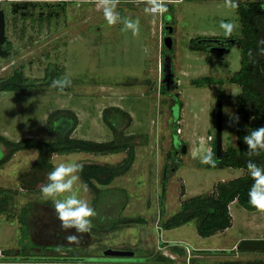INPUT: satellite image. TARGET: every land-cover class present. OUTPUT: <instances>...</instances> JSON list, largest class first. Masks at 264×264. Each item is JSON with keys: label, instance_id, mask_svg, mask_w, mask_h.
<instances>
[{"label": "rangeland", "instance_id": "1", "mask_svg": "<svg viewBox=\"0 0 264 264\" xmlns=\"http://www.w3.org/2000/svg\"><path fill=\"white\" fill-rule=\"evenodd\" d=\"M175 1L164 15L166 21L173 18L172 85L167 90L162 68L163 15L145 13L147 2L134 3V14L129 8L123 9L121 20L109 26L100 1L0 0L5 14L3 49L8 52L7 56L0 55V78L20 69L27 78L41 83L46 72L56 66L59 77L71 80L63 91L47 83L30 92H0V136L13 142L25 137L53 140L46 126L48 115L57 109H70L78 118L73 137L109 141L114 135L104 122L103 110L116 107L131 117L129 126L120 131L122 137L135 143L130 168L108 185L97 183L105 193L96 205L95 193L88 187L84 190L81 176L74 185L79 198L88 201L97 213L91 219L98 230L83 234L74 228H60L53 202L40 193L42 183L36 190L22 188L20 175L28 171L37 151L15 152L0 166V188L12 194L7 210L0 213V264L10 261L1 257H19L24 242L32 243L31 254L26 256L46 257L47 262L16 259L14 264L264 261V250H237L240 240L264 239V211H249L236 201L229 205L231 227L215 235H198L195 221L169 230L161 228L182 200L209 193L216 182L247 173L242 168L209 169L200 163L204 153L213 147L218 98L222 101V151L236 146L237 124L232 123V118L236 116L235 97L240 87L229 83L228 78L240 69L241 50L233 46L221 54L193 50L191 43L196 37L224 36L219 28L221 20L235 23L237 27L230 38L239 37L236 10L227 7L225 0ZM129 18L139 21L137 35L124 29L123 21ZM200 77H214L222 83L197 87L193 80ZM175 100L179 102L176 119ZM176 137L180 146L186 145L185 153L175 147ZM3 147L0 142V158ZM126 156V152L106 156L80 152L52 155V163L55 166L76 160L115 165ZM24 209L28 210L29 224L26 238L22 236L21 222ZM130 219L134 222L127 223ZM73 234L79 236L78 242L68 241ZM174 244L186 248V255L174 254ZM59 245H68L72 253L78 250L82 254L79 256L94 260L73 262L69 258L77 255L55 248ZM108 248L132 250L134 256L122 257L130 261L98 260ZM159 255L171 261H158ZM51 257L62 258V263L48 259Z\"/></svg>", "mask_w": 264, "mask_h": 264}, {"label": "trees", "instance_id": "2", "mask_svg": "<svg viewBox=\"0 0 264 264\" xmlns=\"http://www.w3.org/2000/svg\"><path fill=\"white\" fill-rule=\"evenodd\" d=\"M238 8L236 13L239 18L241 34L237 38H225L224 36L196 37L191 40L193 50H203L211 52L212 49L206 45L208 39L216 43L226 42L227 47L223 53H227L231 47L236 46L241 50L240 69L235 71L228 82L240 87L239 94L235 97L236 116L240 120L237 124V143L222 151L221 158L218 159L215 150V139L213 141L212 152L217 163L215 167L205 164L209 169H223L227 167L242 168L247 171L243 176L216 182L209 193H201L190 196L181 201L179 209L161 223V228L165 230L182 226L195 221L196 231L202 237H209L225 231L232 225V216L229 211L231 202L236 201L243 208L254 211L258 210L249 204L248 192L253 184V180L247 169V162L251 159L257 165L264 167V152L258 156L249 157L247 155V145L243 142L244 136L257 127L264 126V44H259L264 40V0H237ZM199 40V41H198ZM213 40H217L214 42ZM231 40H234L231 42ZM50 68L46 72L41 83L37 80L27 78L22 70H14L13 74L0 78V92H30L38 89L39 85L52 84L54 79H61L58 70ZM197 87L208 84H221L222 80L214 77H200L193 80ZM165 87V85H164ZM58 90L57 88H55ZM60 91V90H59ZM163 93L166 90L163 89ZM179 104L178 101L175 100ZM103 119L110 128L114 137L109 141H95L91 139L76 138L72 133L78 125V118L75 112L70 109H57L47 117V130L54 135L53 140H43L37 137H25L16 142L10 141L0 136V142L4 145L3 157L0 158V166L4 165L11 156L24 149H35L37 157L29 166L28 171L20 175L22 188L36 190L37 185L48 183L47 175L52 171V155H63L70 153H90L93 155L106 156L126 152V157L118 164H96L83 163L84 169L80 173L82 181L95 193V205L100 196L105 193L97 187L108 185L112 179L125 173L134 161L135 143L129 141V137H122L121 130L127 128L131 121L130 115L124 110L116 107L105 108ZM165 181V174H164ZM163 183V187H164ZM165 193L162 188L161 197ZM12 197L11 191L0 188V213L7 210V204ZM28 210L24 209L21 214L22 236H29V224L27 220ZM125 223V220H123ZM127 223L134 222V219L126 220ZM92 230H98L92 226ZM252 239L240 240L237 244L238 251H254L247 247ZM31 242H24L21 246V255L29 254ZM58 250L72 253L68 245L55 246ZM171 250L177 255H186V248L176 244L171 245ZM78 250L73 251V255H82ZM206 252L207 250H195ZM224 252L223 250H219ZM256 251V250H255ZM31 254V253H30ZM158 261H171V258L159 255ZM222 264H264V261H237L228 260Z\"/></svg>", "mask_w": 264, "mask_h": 264}, {"label": "clouds", "instance_id": "3", "mask_svg": "<svg viewBox=\"0 0 264 264\" xmlns=\"http://www.w3.org/2000/svg\"><path fill=\"white\" fill-rule=\"evenodd\" d=\"M118 0H100V7L104 19L109 26L115 25L121 20L120 14L116 11ZM148 7L144 11L147 14L163 15L168 11L166 0H147ZM225 4L230 9L238 8L237 0H225ZM124 29L131 30L133 35L139 32V21L126 19L123 21ZM237 25L231 21L221 20L219 28L223 30L225 38H230L233 35ZM259 44H264V40H260ZM264 53V49H261ZM71 85V80L68 77L54 79L52 87L63 91ZM239 116L232 118L233 124L239 123ZM243 142L247 145V155L249 157L258 156L264 152V126L257 127L249 134L244 136ZM200 163L216 166V159L211 149H208L200 158ZM84 169V164L76 160H69L55 165L47 175L48 183L40 187V193L46 200H51L54 204L56 218L59 221V226L62 230L75 229L78 234L89 233L92 229V219L96 216L95 209L90 203L79 198L74 190V185L80 180V173ZM247 169L253 180V184L248 192L249 204L258 210L264 211V167L257 165L251 159L247 162ZM84 190H87V185H83ZM67 194V195H64ZM69 242H78V235H69Z\"/></svg>", "mask_w": 264, "mask_h": 264}, {"label": "water", "instance_id": "4", "mask_svg": "<svg viewBox=\"0 0 264 264\" xmlns=\"http://www.w3.org/2000/svg\"><path fill=\"white\" fill-rule=\"evenodd\" d=\"M168 19L167 21H170ZM167 32L171 31V27L166 28ZM212 41V40H211ZM216 42L217 40H213ZM234 40H231L233 42ZM5 42V14L4 11L0 8V55L7 56L8 52L3 49V44ZM173 49V43L170 36L164 38V61H163V81L166 89L168 90L172 85V57L171 51ZM174 118L176 119L179 114V104L176 103L173 107ZM215 150L217 158H221L222 154V101L218 99L217 106V126L215 131ZM175 147L180 148L181 153L186 152V145L182 144L175 138ZM247 247L254 250H264V239H252L247 244ZM102 256L106 258H121V257H132L134 252L132 250H123V249H105L102 251Z\"/></svg>", "mask_w": 264, "mask_h": 264}, {"label": "flooded vegetation", "instance_id": "5", "mask_svg": "<svg viewBox=\"0 0 264 264\" xmlns=\"http://www.w3.org/2000/svg\"><path fill=\"white\" fill-rule=\"evenodd\" d=\"M73 1H84V2H92L94 4H96L95 2L97 1H100V0H73ZM176 2L175 0H166V3H169L167 4V7L169 8V6H172L171 2ZM140 2H147V0H118V4H117V7H116V10L119 14H122V10L123 9H127L129 8V10L131 11L132 14H134V3H140ZM167 13H164L162 18H163V21H162V30H163V48H164V38L166 36H170L173 32V28L171 26L172 24V21H173V18L170 20V21H166L165 20V17L164 15H166ZM167 27H171V31L170 32H167L166 31V28ZM172 39V38H171ZM203 40H208L206 42V44H208V47L212 49V51H216L218 53H221L224 51V49L227 47L226 45V42H221L218 41L216 43H213L211 42V38H208V39H203ZM172 43H173V40H172ZM173 50V49H172ZM163 52H164V49H163ZM224 54V53H223ZM171 57H172V51H171ZM163 61H164V54H163ZM220 99V98H218ZM218 99H217V104H216V113H217V106H218ZM215 129H216V126H215ZM215 140H216V137H215ZM134 256V255H133ZM3 259H8L10 261H8V264H14L16 263L15 260L16 259H21V261H28V262H31L35 259H39V260H44V261H39V262H47V258L46 257H31V256H26V255H20L19 257H14V256H8V257H1ZM48 259H53L55 260V263H62V258H58V257H51V258H48ZM71 261L73 260V262H81V261H91V260H94L93 257H90V256H75V257H70L69 258ZM98 260H102V261H130V260H127V259H124V258H106V257H98L97 258ZM115 259V260H113Z\"/></svg>", "mask_w": 264, "mask_h": 264}]
</instances>
